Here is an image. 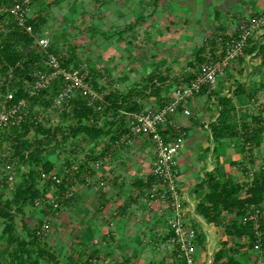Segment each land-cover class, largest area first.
I'll use <instances>...</instances> for the list:
<instances>
[{
	"label": "crops",
	"instance_id": "crops-1",
	"mask_svg": "<svg viewBox=\"0 0 264 264\" xmlns=\"http://www.w3.org/2000/svg\"><path fill=\"white\" fill-rule=\"evenodd\" d=\"M123 1H126L124 6L128 9L131 0ZM141 2L143 4L144 0ZM263 9L264 0H150L146 9H140L144 15H150L141 17L143 26L137 28L138 32H142L141 36L134 34L135 23L128 22L132 9L126 12L123 8L119 9L116 14L118 20H114L125 28L121 26L111 29L114 30V33H110L113 36L109 44L112 56L108 57L107 47L103 43L97 45L96 38L94 61L89 59L91 53L89 58L86 54L81 60L77 58V62L78 65L88 63L90 66L94 62L96 69L105 63L104 72H107L105 74L108 79L106 85L110 93L128 95L125 104L129 108L126 111L158 110L172 100L179 86L194 77L199 65L205 60L208 48L215 58H220L223 54L220 38L229 31H236L243 18L260 14ZM134 40L140 51L149 48L155 51L154 55L158 54L155 58L151 52L148 53V60L142 62L147 67L140 65L141 73L138 76L131 71L132 57L142 59L141 54L135 52ZM166 49L170 50L172 57H167ZM154 59H159L164 65L153 69ZM99 74L97 82H103L99 78L103 76ZM150 79H154V85ZM225 96L232 97L241 107L245 106L246 100L254 103L257 97L261 98L260 104L264 103V30L250 40L245 55L233 62L228 76L220 80L212 93L203 92L191 99L190 116L179 110L174 116L175 125L169 124L162 129L165 136L178 137L181 133L185 134L184 149L179 157L180 192L186 200L188 222L198 230L197 257L204 260L202 264L233 263L230 262L233 256L226 260L228 254L242 251L246 247L243 238L228 234V216L234 213L223 212L222 223L218 225L209 222L197 211L198 204L209 191L207 185L200 184L208 173L235 180L243 170L246 155L244 149H248L243 146L245 140L216 138L214 135V126L222 110L220 100ZM234 100L232 106L236 112L239 107L234 104ZM261 108H264L263 104ZM191 130L196 133L190 135ZM125 132L121 131L122 136ZM262 134L256 135L257 145L258 142L264 143ZM108 140L107 137L102 138L95 146L89 140L77 141L76 151H73L70 159L77 158L85 166L84 171L88 169L90 161L105 156L107 152L113 153L105 166L92 168V172L98 173L95 184L87 185L79 177L85 184L77 188L74 199L64 203L60 217L51 213L52 218L48 212L36 208L32 210L36 215L40 213L54 219L52 235L49 236L52 241L58 240L60 235L75 234V228L72 231L75 225L81 228L76 233L80 232L82 236L75 239L79 246L84 247L87 241L103 240L102 245L95 242L96 246L92 245L90 258L101 256L96 264L99 261L107 264L112 259V264H168L175 255V248L167 245L172 235L169 219L173 212L168 204L159 200L151 201L150 194L155 184L151 175L156 158L155 148L147 136L136 137L130 144L119 146L115 145L117 140L107 143ZM61 159L54 158V167L65 164V159ZM252 169L249 166V171ZM42 215L40 218L44 217ZM220 251H223L222 258H218ZM85 252L82 248L74 254L80 259Z\"/></svg>",
	"mask_w": 264,
	"mask_h": 264
},
{
	"label": "built area",
	"instance_id": "built-area-1",
	"mask_svg": "<svg viewBox=\"0 0 264 264\" xmlns=\"http://www.w3.org/2000/svg\"><path fill=\"white\" fill-rule=\"evenodd\" d=\"M14 1L11 7L0 4V13H6L16 21L18 26L33 38L32 47L36 50L39 60L36 66L29 73L30 78L23 82L29 97H39L42 92L50 90L54 85L57 89L51 96L50 114L41 108V104L33 106L30 99L24 97L16 101L18 86L14 82L21 80L16 77L11 69L10 79L4 92L0 93V191L7 194L15 189L17 170L20 166V156L15 150V138L22 131L23 125L28 117L35 120V126L45 123L49 115L53 119L51 125L59 123V113L70 109V102L79 94L87 96L88 101L97 110L105 107V97L110 94L108 86L104 82H97V73L102 71L90 66L88 63L66 65L69 59L67 50H56L54 43L47 35L40 33L37 28L30 24L32 4L36 0ZM264 30V9L260 14L246 16L239 21L236 31H229L220 38L223 54L220 58L212 55L208 48L205 60L199 65V70L194 77L186 84L179 86L172 100L158 110H141L129 112L120 110L119 115H126L128 118L127 132L116 141L115 145L130 144L133 139L140 136L150 138L155 148L156 158L151 168V175L155 176L156 182L151 191V201L159 200L169 205L173 216L169 219V227L172 231L167 241L168 247H174L175 255L172 264H201L197 257L198 230L188 222L186 200L180 192L181 169L179 157L184 149L185 134L176 136H165L162 133L163 127L169 124L175 125L174 116L179 111L190 116L189 108L191 99L206 92L212 93L219 85L220 80L228 76V71L233 62L240 56H244L250 40ZM20 65V62L19 64ZM102 79L107 80L103 72ZM230 93V91H229ZM35 108L37 109L35 110ZM56 112V114H55ZM55 114V115H54ZM27 138L36 140L37 131L34 125L31 126ZM251 145V144H248ZM113 152H107L103 157L90 161L86 171L82 163L72 158L70 164H63L61 167L47 171L40 168V179L42 186L47 189L34 201V208L44 210L59 217L61 204L71 200L78 191L73 179L82 177L87 185L95 182L92 177V168H100L108 163ZM26 157L30 150L25 151ZM251 174H254L251 172ZM104 184V183H103ZM66 185V188H63ZM43 188V187H42ZM264 212L261 208L255 207L246 215L242 222L253 221L255 236L254 249L263 252L262 238L264 230L261 228V218ZM38 235L46 239L52 230V220L45 216L38 222ZM212 264V262H210Z\"/></svg>",
	"mask_w": 264,
	"mask_h": 264
},
{
	"label": "trees",
	"instance_id": "trees-1",
	"mask_svg": "<svg viewBox=\"0 0 264 264\" xmlns=\"http://www.w3.org/2000/svg\"><path fill=\"white\" fill-rule=\"evenodd\" d=\"M14 1L0 0V4H10L11 6ZM7 16L11 19L8 26L3 24ZM37 18H41V15L35 20ZM3 27L7 29V32L2 30ZM32 42L33 38L18 26L11 15L0 13V93L4 92L9 84V73L13 69L16 77L21 80L17 83L14 82V86L19 87L16 93V101L26 97L30 99L33 106H37L38 103L50 104L51 106V96L57 89L56 85L50 90L42 92L39 97L34 98L28 96L22 82L31 77L29 73L40 59V55L35 51V53L31 52ZM201 51L202 49L199 53ZM201 58L202 56L199 54V59ZM76 59L77 56L69 52L66 65L74 63L77 65ZM19 62L20 65H18ZM150 83L154 85V79H150ZM127 100L128 95L111 92L105 97L104 109L99 111L89 103L87 96L79 94L70 102L69 110L65 109L59 113L57 125L49 126L53 119L52 115L48 116L45 123L36 126L35 120L28 117L22 131L15 138L14 145L16 153L20 156V166L17 170V175L20 177L19 184L10 192L12 196L7 198H4V193L0 191V229L2 228L0 233V264H65L47 242L49 236L42 239L37 233L38 226L29 229L25 221L22 224L27 234L26 236L20 235L16 219L26 207H34L35 199L47 189L46 186H42L40 168L47 171L54 169V158L58 159L59 157L61 159L60 154L64 158L63 152H67L65 163L70 164V155L76 151L77 141L81 139L89 140L94 145L105 137L109 139L107 143L118 141L121 138V131H127L128 128L126 126L127 116L119 115V113L120 110H128L129 106L125 104ZM232 103V97L221 98L222 110L218 123L214 126V135L216 138L244 139V146L248 143L252 144L257 133L264 130V119L261 115L251 116L250 121L237 119ZM48 109L49 107L45 110ZM47 112L51 113L49 110ZM252 124L255 126L252 127ZM32 125L37 131L36 140L27 138ZM46 142H52L55 147L60 148L58 153L48 154ZM26 150H30L28 157L25 154ZM85 165L87 164L85 163ZM84 167L83 165L82 168ZM152 179L155 183V176H152ZM200 184L202 186L207 185L209 191L203 197V201L198 204L197 211L209 222L218 225L222 223L223 212L234 213L236 219L232 220L230 227L227 226L228 234L239 239L249 236L254 244L257 240L254 223L253 221L243 223L242 219L255 207L261 208L264 212V167L254 173L253 179L250 181L238 182L232 178L219 177L211 172ZM64 187L66 188V185H63ZM261 228L264 230V217L261 218ZM3 239L7 241H5V245L1 246ZM262 243L264 248V237ZM222 257L223 251H220L218 258ZM90 261L87 260L82 264H91ZM233 261L234 259L231 258L230 262ZM234 264H238L237 261Z\"/></svg>",
	"mask_w": 264,
	"mask_h": 264
},
{
	"label": "rangeland",
	"instance_id": "rangeland-1",
	"mask_svg": "<svg viewBox=\"0 0 264 264\" xmlns=\"http://www.w3.org/2000/svg\"><path fill=\"white\" fill-rule=\"evenodd\" d=\"M16 1L23 2L22 0H16ZM141 1L142 0H131L130 5L128 6L129 10L132 9L131 10L132 14L130 17H128V22L135 23L136 28L134 29L135 31L134 34L136 35L140 34V36L142 35V32H138L137 28H141L143 26V24L141 23L142 22L141 17L150 16L149 14L144 15L143 12L140 10L142 7L146 9L148 7L150 0H144L143 4ZM125 3L126 1H123V0L122 1L121 0H36L31 6L32 10H31V15H30V24L33 25V27L35 28L37 27V30L40 33L49 36L52 42L54 43L53 47L56 48V50L58 51L67 50L70 53H74L78 59L80 58L79 60L83 59V57H85L86 55L89 58V55L92 53L89 59H92L94 61L96 56L93 55V52H95L94 49H95V44H96L95 42L96 38L98 41L97 45H100L101 43H103L104 44L103 46L105 48L107 47L108 57L112 56L111 55L112 48L110 47L109 44L111 43L110 39L113 35H110V33H114V30L113 31L111 30L112 28L118 29V28H121V26L122 28H125V26L117 24L119 23V21L115 22L114 20V18L118 20V17L116 14L119 9L121 10L123 8V11L125 12L128 11L126 6H124ZM8 7H11L10 4H8ZM134 11H135V14H134ZM38 14H41V18L35 20L36 17H38ZM10 20H11L10 17L7 16L3 24L8 26ZM2 30L4 32H7V29L5 27H3ZM133 44H134L135 52L140 53L141 54L140 58H142V59H137V57L134 56L131 59V63H132L131 71L134 72V74L138 76L141 73L140 65L143 68L147 67V64L144 65L142 64V62H145L146 59L148 60L149 58L148 53L151 52V54L154 55L153 52L155 51L149 48H146L145 51H142V50L140 51L139 47L137 48V46L135 45L136 44L135 40L133 41ZM161 47L162 46L159 45L160 49ZM34 51L36 52V50L33 47H31V52L35 53ZM165 51H166L165 54L167 55V57H172L169 49H166ZM154 56L156 58L158 54ZM153 61H155L154 62L155 64L152 66L153 69L157 68L158 66L161 67L164 65V63L159 61V59H154ZM93 63L91 64L92 67L96 66L95 63L94 65ZM148 64L150 63L148 62ZM104 65L105 63L103 64V67L97 66V69L102 71V73L105 70ZM106 69L108 68L106 67ZM195 70L196 68L194 69V71ZM104 73H107V72H104ZM191 75H193V72L191 73ZM99 78H102V77L100 76ZM107 81L108 79L106 81L103 80L105 85L108 83ZM260 99L259 97H257L254 103L252 100H249V101L246 100L244 107H241L240 104H238V102L233 99L234 104L236 103L237 106L239 107L238 108L236 106L238 108V111L234 112V114L236 115V118L241 119V120L247 119L248 121H250L251 116L261 115L262 118L264 119V108H261V105L262 104L264 105V103L260 104L259 102ZM39 107H40V104H39ZM42 107L47 109V107H50V104L44 105L43 103L41 104V108ZM36 109L37 108H35V110ZM57 115H58L57 117L60 116V114H57ZM195 133L196 132L194 130H191L190 135H193ZM262 133H264V130L263 132H260V134ZM262 135L264 136V134ZM255 142H257V140H255L252 144L250 143L251 145H246L248 149H244V153L246 152V155H245V159L243 162L244 165L242 166L243 170L239 176H236L235 180H238L241 182L250 181L251 179H253V175H254V174H251V172L256 173L262 167H264V143L260 144V142H258V145H257ZM46 146H47L48 154H52L53 152L58 153L60 149V148L55 147V144L52 142H46ZM66 154L67 152L65 153L63 152L64 159H65V156H67ZM60 157L63 158L62 154H60ZM240 164H242V162H240ZM249 166H252V168L255 170L252 169L249 171ZM96 168L98 169V167ZM97 175L98 173H94V172L92 173L93 181H97V178H98ZM73 180L77 188L80 185L85 184V182L80 181L79 178L73 179ZM19 181H20V177L17 175L15 187L19 184ZM9 196H12V194L8 193L7 197ZM74 198L75 196H73L71 199H74ZM33 208L34 207H30V206L26 207L24 211L21 214H19V216L16 219V223L18 224V227H19L18 232L22 236H26L27 234V231L22 224L23 221H25L28 224L29 229H31L37 226L38 222L41 220L40 217L42 214L38 213L36 215L32 210ZM63 208H64V205L61 204V207L59 208L61 214L59 215V217L62 215ZM49 215L51 216V211ZM51 217L53 218V216ZM228 219H230L229 221L230 223L227 224L226 226L230 227L232 225L231 224L232 220L236 219V216L230 215L228 216ZM53 220L54 219H52V221ZM72 228L71 229L73 232H74V228L76 231L78 229H81V228H77L76 225L72 226ZM1 231H2V228L0 229V233ZM76 231L74 232L75 234L72 233L69 236L60 235L59 236L60 238H58V240L56 241L55 240L52 241L50 237V239L47 242L55 250V252L58 253V256L60 257L61 261L65 264L67 263L79 264L81 261H83L84 263V260H89V261L91 260L90 263L96 264V261L98 259H101V256L96 255L90 258L92 250H93L92 245H95L93 242L99 243L100 245H102L104 244L102 243L103 240L102 241L100 240L98 242L92 241V240L87 241L88 243L86 242L85 243L86 245H84V247L83 246L81 247L78 245V243L76 244L75 239L79 238L82 235L80 232L76 233ZM51 233H52V230L50 232V235H52ZM5 241L7 240L6 239L2 240L1 246L6 244ZM242 241L243 243H245L246 247L243 248L242 251L233 252L232 254H228L226 260L228 259V257H231V256L234 257L233 263H229V264H234V262L236 261L238 264H264V251L262 253L258 251L256 252L254 250L253 241L249 236H245ZM108 242L109 241H107L106 243L109 244ZM82 248L84 249V252L85 251L86 252L84 253V255L83 254L81 255L80 259L79 258L77 259L74 253H79L80 250H82ZM87 254H88V257L86 256ZM199 260L201 264L204 262V260L202 261L201 258ZM112 262H113V259L110 260L107 264H112ZM97 264H102V263L99 261L97 262ZM132 264H134V262H132ZM168 264H172V262Z\"/></svg>",
	"mask_w": 264,
	"mask_h": 264
},
{
	"label": "bare ground",
	"instance_id": "bare-ground-1",
	"mask_svg": "<svg viewBox=\"0 0 264 264\" xmlns=\"http://www.w3.org/2000/svg\"><path fill=\"white\" fill-rule=\"evenodd\" d=\"M39 210V209H38ZM44 211V210H43Z\"/></svg>",
	"mask_w": 264,
	"mask_h": 264
}]
</instances>
